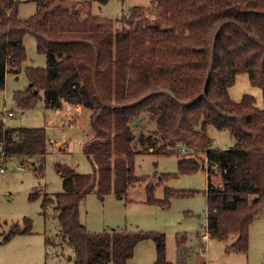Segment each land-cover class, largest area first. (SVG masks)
Wrapping results in <instances>:
<instances>
[{
	"label": "trees",
	"instance_id": "obj_1",
	"mask_svg": "<svg viewBox=\"0 0 264 264\" xmlns=\"http://www.w3.org/2000/svg\"><path fill=\"white\" fill-rule=\"evenodd\" d=\"M21 1L0 0V90L7 73H19L27 61L24 37L31 33L47 65L26 67L30 84L15 91L16 105L26 110L43 101L58 110L81 104L91 111L93 131L83 146L93 171L57 162L63 190L42 201L45 217L49 208L58 213L56 240L45 238L46 257L52 246L70 245L67 264H127L140 241L153 239L154 264H173L163 232H94L80 218L91 192L123 198L131 185L148 180L135 172L140 153L177 154V174L205 169L209 237L227 241L237 234L227 248L247 253L250 225L264 213V106L249 93L234 100L229 88L246 71L264 101V0H152L155 17L137 5L117 19L82 15L76 0H36L35 13L22 19ZM138 117L147 121L137 137L132 124ZM211 125L229 129L235 143L213 147ZM0 144L5 156L38 160L49 148L45 127H10L3 118ZM194 150L205 152L206 167L190 154ZM214 172L221 183L213 181ZM155 182L147 181L146 202L165 207L173 195L190 193L166 187L165 197L157 198ZM24 223L4 241L31 233L32 220L24 217ZM179 240L180 249L185 240Z\"/></svg>",
	"mask_w": 264,
	"mask_h": 264
},
{
	"label": "rangeland",
	"instance_id": "obj_2",
	"mask_svg": "<svg viewBox=\"0 0 264 264\" xmlns=\"http://www.w3.org/2000/svg\"><path fill=\"white\" fill-rule=\"evenodd\" d=\"M76 1L79 2L82 15L93 14L105 19L120 18L124 12H129L130 8L137 5L146 7L152 17L158 13L152 0ZM36 10V0H22L19 16L25 19ZM120 24L117 22V25ZM24 43L27 61L19 73H7L4 88L0 90V118L10 127H45L49 148L44 158L38 160L19 155L5 156L0 144V264H67L68 256L74 255V249L70 245L63 248L52 246L48 250V258L46 257L45 238L49 236L56 240L58 213L49 208L45 217L42 201L46 194L53 195L63 190L62 176L56 168L57 162L71 165L81 173L93 171L83 150L85 141L93 135L90 125L91 111L81 104H66L58 110L45 108L43 101L35 108L26 110L16 105L13 99L15 91L23 90L30 84L26 67L47 65L46 55L38 52L33 34H27ZM229 92L234 100H240L245 93L252 94L256 98L257 106H264L261 87L251 83L246 71L237 74ZM10 111L13 112L12 115L8 114ZM146 121L145 117L134 120L132 127L137 137L146 127ZM151 125L153 124H149ZM208 133L215 148L224 149L236 141L235 135L227 128L219 129L211 125ZM190 154L207 166L205 152L194 150ZM178 163V155L175 153H140L135 157V172L147 175V181H158L155 182L157 198L165 197L166 187L190 193L173 195L169 205L163 207L146 202L147 181L131 185L127 196L123 198L112 192L100 199L95 192H91L81 203V220L94 232L110 228L163 232L166 235V256L173 264H264V215L254 219L250 225L247 253L227 248L237 239V234H231L227 241L210 237L203 239L202 234L206 231L205 190L208 174L205 169L191 174H177ZM162 174L174 176L159 180L157 177ZM212 178L216 183L222 181L217 172L213 173ZM24 217L32 220V232L17 233L4 241L5 236L13 231V227H24ZM178 238L181 242L185 240L184 247L180 249ZM155 259V242L153 239H146L136 245L134 255L127 264H154ZM108 264L115 263L110 261Z\"/></svg>",
	"mask_w": 264,
	"mask_h": 264
},
{
	"label": "built area",
	"instance_id": "obj_3",
	"mask_svg": "<svg viewBox=\"0 0 264 264\" xmlns=\"http://www.w3.org/2000/svg\"><path fill=\"white\" fill-rule=\"evenodd\" d=\"M8 114H9V115H12L13 112L10 111ZM182 151H185V148H182ZM208 237H209V233H208L207 230H206L205 233L202 234V238H203V239H207Z\"/></svg>",
	"mask_w": 264,
	"mask_h": 264
},
{
	"label": "crops",
	"instance_id": "obj_4",
	"mask_svg": "<svg viewBox=\"0 0 264 264\" xmlns=\"http://www.w3.org/2000/svg\"><path fill=\"white\" fill-rule=\"evenodd\" d=\"M260 215H264V213H262V214H259L258 216H256V218H259L260 217ZM255 218V219H256ZM205 219H206V216H205Z\"/></svg>",
	"mask_w": 264,
	"mask_h": 264
}]
</instances>
